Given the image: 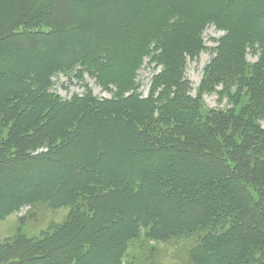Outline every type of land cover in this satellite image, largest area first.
<instances>
[{"label":"trees","instance_id":"obj_1","mask_svg":"<svg viewBox=\"0 0 264 264\" xmlns=\"http://www.w3.org/2000/svg\"><path fill=\"white\" fill-rule=\"evenodd\" d=\"M211 25L223 34L192 97L186 61L207 50ZM145 59L162 69L142 97ZM60 74L112 95L63 99ZM263 123L264 0H0V176L52 163L76 177L0 178V218L70 207L41 236L0 243V264H120L140 232L195 230L203 264H264Z\"/></svg>","mask_w":264,"mask_h":264},{"label":"rangeland","instance_id":"obj_2","mask_svg":"<svg viewBox=\"0 0 264 264\" xmlns=\"http://www.w3.org/2000/svg\"><path fill=\"white\" fill-rule=\"evenodd\" d=\"M222 34L223 32L218 31L213 25L208 26L203 32V40L207 50L202 52L196 60L186 61L184 78L186 77L190 83L189 93L192 97L197 96L203 67L211 59V49L216 46L215 41ZM33 48L39 52L43 51L41 42L33 44ZM247 59L252 63L257 59V56L249 52ZM161 69V66H156L155 63L150 64L147 62V59L144 60L142 67L137 72L136 78L138 92L142 97H147L150 79ZM88 88L98 99H109L112 95L110 92L102 90L95 83V80L87 74L80 79L62 74L53 78L52 90L63 99H70L75 94L80 95ZM217 98L216 94H203L201 100L204 107L225 108V102L218 101ZM47 166L49 168L41 172H38L39 170L32 172L20 170L16 180L20 179L21 183L27 182L30 185L31 183H36L38 179L50 178V181L57 179V183L59 184L70 176L72 177L71 180L75 177L74 170H71L68 173L69 175L64 178L66 175L65 169H56L52 163H49ZM4 177L6 178V175L0 176V178ZM3 181L8 187L17 185V181H13V179L6 178ZM69 211L70 207L55 208L45 201L32 205H22L14 213L0 218V243L11 242L20 235L27 238L39 237L52 227L66 222ZM201 236L202 231L195 230L193 234L184 238L175 237L177 240L157 241L148 237L144 231L140 232L134 238H131V241H128L120 264H203L202 260L198 257V254L200 256L201 253L195 252L197 251L196 247L201 240ZM195 256L197 259H195Z\"/></svg>","mask_w":264,"mask_h":264}]
</instances>
